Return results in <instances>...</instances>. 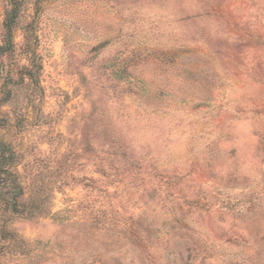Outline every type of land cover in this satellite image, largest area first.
<instances>
[{"label": "rangeland", "instance_id": "1", "mask_svg": "<svg viewBox=\"0 0 264 264\" xmlns=\"http://www.w3.org/2000/svg\"><path fill=\"white\" fill-rule=\"evenodd\" d=\"M21 1L0 264H264V0Z\"/></svg>", "mask_w": 264, "mask_h": 264}, {"label": "trees", "instance_id": "2", "mask_svg": "<svg viewBox=\"0 0 264 264\" xmlns=\"http://www.w3.org/2000/svg\"><path fill=\"white\" fill-rule=\"evenodd\" d=\"M9 8L5 11L3 20V44L0 46V55H5L13 49V32L19 18L21 0H7ZM0 182L9 187L11 208L17 209V199L23 194L22 185L18 177L17 163L13 149L0 142Z\"/></svg>", "mask_w": 264, "mask_h": 264}]
</instances>
